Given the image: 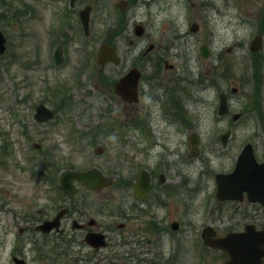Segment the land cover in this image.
<instances>
[{
	"label": "rangeland",
	"instance_id": "rangeland-1",
	"mask_svg": "<svg viewBox=\"0 0 264 264\" xmlns=\"http://www.w3.org/2000/svg\"><path fill=\"white\" fill-rule=\"evenodd\" d=\"M90 1L94 11L91 35L87 38L75 27L70 31L63 29L65 20L61 25V13L65 5L62 1L53 9L50 5L45 7L41 0H0L5 3L0 6V27L8 44L7 52L0 57V144L3 136L7 138L5 147L0 148V264H12L11 240L18 235L20 226L46 213L53 214L57 202L69 201L62 198L61 202L59 198L55 202L56 186L50 185L46 177H37L30 171L28 156L37 151L31 146L33 141L40 142V149L45 148L48 155L55 152L71 155L80 166L77 169L98 166L111 176L110 168L119 158L122 178L132 180L139 166L154 169V192L159 193V199L164 202L152 207L157 231L168 229L171 220H178L181 230L173 233L168 230L169 234L164 231L162 237L151 239L149 244L145 243L146 238L140 242L129 236L131 231L138 233L141 221L130 220L126 225L132 224V229H124L122 233L129 236L127 239L123 241L118 236L110 239L106 254L115 253V264H149L154 256L151 255L154 245L162 251L163 259L171 257L177 264H222L223 259L217 252L198 258L200 214L205 198L214 190L213 174L231 170L244 143H252L258 160L264 158V0H138L131 8L122 9L125 25L116 40L121 55L118 65L98 64L96 48L103 42L105 29L117 18L119 9L114 5H121V0ZM24 9L27 10L23 12ZM68 21L76 23L74 17ZM52 22L53 27L48 26ZM136 22L145 27L140 37L133 34ZM192 22L198 24L194 32L189 30ZM56 32L66 35L61 38ZM257 32L262 34L263 67L260 77L256 75L252 83L248 42ZM130 39L132 43L128 44ZM60 41L64 61L56 66L52 51ZM150 43L154 44V51L140 57ZM202 43H206L209 50L206 59L199 55ZM84 57L87 61L77 73L76 68L82 65ZM165 63L172 67L165 68ZM129 66H137L144 74L140 82L143 96L138 104L120 99L107 80L117 78ZM252 84L254 95H259L261 114L249 107ZM231 86L237 87L235 94H229ZM63 88H66L64 95L69 107L56 110L55 116L46 123L34 122V106L43 102L50 108L58 107ZM219 91H226L230 108L241 112L237 121L231 122L229 115H216ZM26 92L30 95L23 97ZM178 92H181L179 101L183 106L181 125L165 113L167 96L178 97ZM135 107H138L136 112ZM137 117L141 118L145 133H150V137L134 129ZM107 123L123 127L107 135L101 133L94 141L86 138L91 128ZM227 127H231V136L228 146L222 149L216 135ZM82 132L85 134L80 136ZM164 132L169 134L162 135ZM192 132L198 136L200 154L188 157ZM119 134L124 138L120 139ZM74 140H79L80 145ZM94 145L102 147L101 154L94 153ZM63 166L55 167L47 178L56 176L58 181V174L65 169ZM159 172L164 175L162 183L158 180ZM121 193L126 194L127 203L131 205V190L121 189L117 181L96 191H87L81 186L77 198L83 199L84 208L103 229L116 220L115 206L108 207L104 201L110 199L115 204ZM252 212L259 215L260 222L264 221V211L259 214L242 207L223 215L221 225L240 228L246 222L242 214ZM67 227L70 228V222ZM24 245L25 249L18 250L26 253L32 263L35 253L30 243ZM77 249V243L73 244V252H78ZM42 250L41 264H68L64 256L52 259L45 244ZM74 257L77 262L73 264H91L102 255L81 248ZM159 263L163 264V260Z\"/></svg>",
	"mask_w": 264,
	"mask_h": 264
},
{
	"label": "water",
	"instance_id": "water-1",
	"mask_svg": "<svg viewBox=\"0 0 264 264\" xmlns=\"http://www.w3.org/2000/svg\"><path fill=\"white\" fill-rule=\"evenodd\" d=\"M88 17L89 7L80 11V18L88 33ZM197 25L193 23L190 27L195 31ZM142 27L135 26V33L141 34ZM252 51L261 48L260 34L254 36L249 43ZM5 49V37L0 30V53ZM200 54L202 57L207 56L205 44L200 47ZM55 63L59 64L62 61V54L60 47L54 51ZM115 47L108 44H101L97 51V61L104 63L111 61L118 62ZM139 77V71L136 68H131L126 74L120 77L114 84V91L123 99L131 101L136 100V84ZM227 104L225 95H219V105L217 113L219 115L227 113ZM53 116V111L46 108L43 104L36 106L35 119L43 122ZM239 113L232 114V119L236 120ZM230 133L228 129L226 132L219 134L218 138L222 145L226 144L227 137ZM191 154H195V141L191 139ZM37 145V144H36ZM38 146V145H37ZM99 149V148H97ZM99 151V150H97ZM73 179H78L83 182L88 188L96 189L111 183V179L105 177L97 168H89L82 172H75L70 170L63 171L59 176V185L67 193H74L76 188L72 184ZM217 182L216 196L219 199H240L243 191H246L247 197L250 201H260L264 204V160L257 163L253 156L251 144L247 143L243 146L238 155L234 169L229 173H218L215 175ZM148 178L146 175H141L135 183V192L139 196L147 193ZM64 213V209L60 210L52 219L46 220L39 224L36 228L42 231H49L52 227L56 229L59 226V218ZM94 220L90 219L88 224H93ZM209 228H204L202 231V238L205 244L218 247L225 250L229 256L225 264H261V258L264 256V229L257 230L253 224H246L242 231L229 232L223 237L211 238ZM84 241L95 249L105 246L107 244L105 236L102 233L90 231L84 236ZM16 264H21L20 260L15 259ZM103 264V263H93Z\"/></svg>",
	"mask_w": 264,
	"mask_h": 264
},
{
	"label": "flooded vegetation",
	"instance_id": "flooded-vegetation-1",
	"mask_svg": "<svg viewBox=\"0 0 264 264\" xmlns=\"http://www.w3.org/2000/svg\"><path fill=\"white\" fill-rule=\"evenodd\" d=\"M43 1L45 7L49 6V8H56V3L58 1H62V3L64 2V9L63 12L61 13V18L62 20H65L66 22L65 24V28L67 31H70V28L75 27L76 29L79 28L80 29V20H79V10L85 6H90L91 7V13L92 11H94V5L90 0H74L73 2H70V0H41ZM138 2V0H121V5L115 4V6L118 7L119 11L118 15H122L123 16V12L122 9L123 8H131L134 4H136ZM53 3V5H51ZM113 7V8H114ZM61 9V8H59ZM116 10V9H114ZM76 19V23L73 22H69L68 20L70 19ZM90 20H91V14H90ZM51 24H49L48 26H50ZM140 125H136L135 128L139 129L141 131H143L142 128H140ZM142 135L143 133L140 132ZM140 168H144L147 170L148 174H149V179H150V188H149V192L147 193V195L143 198H138L137 195L134 193L133 190V184H134V180L137 177V173L139 171ZM117 177H120V173L115 174ZM160 175V172L158 174V177ZM133 177L132 180L127 178L128 181L126 182V186L124 188H128L131 190V195H132V200L133 202L131 203V205H129L127 203V199H126V194L125 193H121V195L118 196L117 199V208L115 210V218H116V222L117 224H119V226L121 225L122 227H117L115 226V229L110 228V226H108L107 229L103 230L106 232V234H111L114 235L115 237L118 236V238L120 240H125L127 239L129 236L131 237H135L137 238L139 241H142L144 238L145 241L147 243H150L151 239L154 238V236H163L161 233H163L165 231V233L169 234V231L167 229V227L162 228L161 231H157V224L154 223V217L152 215V207L153 204L159 205V204H163L164 202L162 200L159 199V193L154 192V180L156 178L155 175V171L152 168H145V167H141L139 166L135 173L133 172ZM121 189H123L122 187H120ZM237 206L238 208H242L243 206L245 207H250L251 205H257L259 206V204L257 203H251L247 200V198L245 197V195L242 197L241 200L239 201H228V200H217L213 195L209 196L208 198H205V203H204V210L203 212H201L200 217L202 219V227L205 225H211L215 231H216V235H222L225 229V226H222L221 223H223V218L222 217H218L217 213H218V207L222 208H228L229 206ZM260 207V206H259ZM88 215L87 211L83 208H81V206H78L75 210L71 209L70 207V212H67L62 218H61V226H60V230L59 231H55V230H51L48 233H41L37 230H35V224L41 222L42 220L36 221L33 224H29L28 222L25 223L26 225L23 226L22 229V233L24 232H28L30 234L28 235H24V234H20L18 235L17 239L14 240V242L18 241V238H24L25 240H41L43 242L49 243L47 246H49L50 248H53V246H55V241L57 240H68L70 239V236L75 233V232H81V231H87L89 230V227L85 226L83 229H76V230H69L67 228V224L69 223V221H73L74 219H76L77 221H79L80 223H83V219L86 218V216ZM145 217V218H144ZM132 219H140L141 221L139 222V226L137 228L136 231H138V233H134L135 231H131L129 236H126L123 233L124 229H132V224L126 225V223H128L130 220ZM263 222V220L261 221ZM116 224V223H115ZM116 224V225H117ZM181 230V226H179V228H177V231ZM209 248V247H207ZM105 249H102L100 251H104ZM14 256V255H13ZM263 262H264V258H263ZM23 264H29L28 261L25 259Z\"/></svg>",
	"mask_w": 264,
	"mask_h": 264
},
{
	"label": "trees",
	"instance_id": "trees-1",
	"mask_svg": "<svg viewBox=\"0 0 264 264\" xmlns=\"http://www.w3.org/2000/svg\"><path fill=\"white\" fill-rule=\"evenodd\" d=\"M3 3L4 2H1L0 3V6H2L3 5ZM260 55H254L253 57H252V63H251V66H252V78H253V82L255 81V79H256V75L257 76H259L260 77V74L262 73V71H261V68H262V60H261V58L259 57ZM254 60H257L258 62H256V61H254ZM261 71V72H260ZM252 93H253V91H252ZM259 103V95H257V96H255L254 94H253V102L251 103V105H252V107L258 112V113H260L261 114V109H260V104H258ZM263 117V116H262ZM261 117V118H262ZM100 131H107V128L105 129V128H101L100 126H98V127H96V128H93L92 130H91V137L93 138V137H95V135L97 134V133H99ZM73 165H74V161L73 162H71V164L69 165L70 167H73ZM154 263H156L155 261H154Z\"/></svg>",
	"mask_w": 264,
	"mask_h": 264
}]
</instances>
